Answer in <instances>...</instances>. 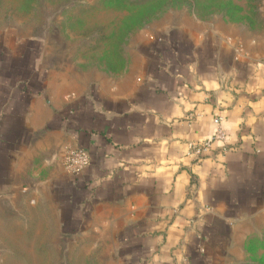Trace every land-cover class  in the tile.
<instances>
[{"label": "crops", "instance_id": "crops-1", "mask_svg": "<svg viewBox=\"0 0 264 264\" xmlns=\"http://www.w3.org/2000/svg\"><path fill=\"white\" fill-rule=\"evenodd\" d=\"M140 54L119 80L0 76V209L45 206L109 264H225L264 216V42L178 27Z\"/></svg>", "mask_w": 264, "mask_h": 264}, {"label": "rangeland", "instance_id": "rangeland-1", "mask_svg": "<svg viewBox=\"0 0 264 264\" xmlns=\"http://www.w3.org/2000/svg\"><path fill=\"white\" fill-rule=\"evenodd\" d=\"M178 27L264 42V0H0V76H28L38 60L54 76L119 80L151 37ZM7 209L0 264H109L88 240L61 236L45 206ZM225 264H264V216L239 232Z\"/></svg>", "mask_w": 264, "mask_h": 264}, {"label": "built area", "instance_id": "built-area-1", "mask_svg": "<svg viewBox=\"0 0 264 264\" xmlns=\"http://www.w3.org/2000/svg\"><path fill=\"white\" fill-rule=\"evenodd\" d=\"M221 121V118L217 120L218 123ZM217 135L221 140L225 139L224 133L221 130L217 132ZM191 147L192 153L200 158L210 148V143L193 144ZM89 164L90 158L88 153L81 150H71L65 159V168L71 174L80 173L83 169L88 167Z\"/></svg>", "mask_w": 264, "mask_h": 264}]
</instances>
